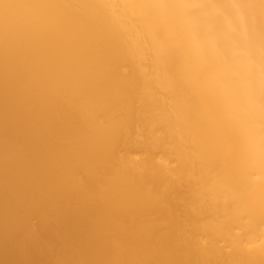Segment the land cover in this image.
<instances>
[{"label":"bare ground","instance_id":"6f19581e","mask_svg":"<svg viewBox=\"0 0 264 264\" xmlns=\"http://www.w3.org/2000/svg\"><path fill=\"white\" fill-rule=\"evenodd\" d=\"M0 264H264V0H0Z\"/></svg>","mask_w":264,"mask_h":264}]
</instances>
